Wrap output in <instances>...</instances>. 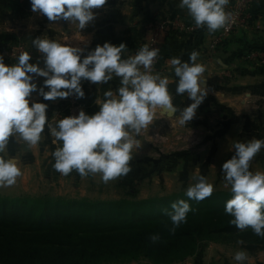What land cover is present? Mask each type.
Here are the masks:
<instances>
[{
    "label": "crops",
    "instance_id": "0c3cea01",
    "mask_svg": "<svg viewBox=\"0 0 264 264\" xmlns=\"http://www.w3.org/2000/svg\"><path fill=\"white\" fill-rule=\"evenodd\" d=\"M245 1L244 7L255 15L254 19L247 28L228 34V38L211 53L208 51L210 33L206 27L196 28L194 32L182 28L162 37L161 57L165 67L162 77L169 79L168 90L178 111L169 118L161 116L157 109L153 123L135 137L141 146L133 150L131 171L126 176L103 184L98 174L82 177L75 170L67 176L56 172L52 168V152L60 143L54 142L46 125L37 145L29 146L23 140L10 137L5 153L0 154L15 159L20 167L22 175L17 178V185L23 186L19 182L28 179L47 182L64 179L76 184L98 181L101 182L99 187L115 188L120 198L135 199L143 189L146 194L138 198L142 200L185 195L186 189L195 183L194 177L203 175L213 185L212 193L230 192L221 165L234 154L233 144L264 139V0ZM94 12V21L80 30L75 22H53L33 12L30 0H0V37L9 38L15 52L9 56L2 47L0 55L6 64H13L21 52H29L30 63L39 58V66L43 67L42 57L32 46V40L40 37L84 48V54L106 41L114 45L123 42L127 49L122 58L126 59L145 46L144 22L150 14L164 12L162 14L168 19H177L176 23L179 19L184 23L193 21L187 11L179 7V0H107ZM193 51L198 53L196 62L205 66L203 75L210 91L196 109L195 117L181 127L177 124L179 111L191 101L186 94H176L177 78L171 70L170 59L179 57L183 62H189V54ZM42 80L37 78L38 85ZM118 86L119 78L116 77L107 84L82 81L85 96L78 99L81 107L73 108L71 114H77L80 109L88 114L98 111V102L104 99V92L115 91ZM31 99L48 104L46 114L53 124L64 116L63 111L68 105V98L44 101L33 93ZM250 171L264 172V149L250 162ZM0 196L31 195L18 193L12 196L0 192ZM238 246L221 236L204 243L196 257L187 256L170 264H236L233 256L240 250L247 254L245 264H264V250L249 252L241 244Z\"/></svg>",
    "mask_w": 264,
    "mask_h": 264
},
{
    "label": "clouds",
    "instance_id": "9594fccd",
    "mask_svg": "<svg viewBox=\"0 0 264 264\" xmlns=\"http://www.w3.org/2000/svg\"><path fill=\"white\" fill-rule=\"evenodd\" d=\"M106 3L107 0H30L33 12L53 22H75L80 30L94 21V10ZM228 4L229 0H179V7L187 11L195 26L206 27L210 34L230 22L231 16L225 10ZM32 46L42 57L43 67L39 66V58L30 63L29 52H21L13 64H6L0 55V154L5 153L10 137L29 146L37 145L47 125L54 142L60 143L52 152V168L56 172L67 176L75 170L82 177L98 174L105 184L126 176L131 171L133 150L141 146L135 137L153 123L157 109L161 116L169 118L178 111L168 90V77L153 72L159 49L143 46L125 59L122 53L127 47L123 42L114 45L106 41L87 54L84 48L40 37L32 40ZM197 57L193 51L189 62L179 57L170 59L177 78L175 92L186 94L191 101L179 111L177 124L181 127L195 117L196 109L210 91L203 75L205 66L196 62ZM114 77L119 78V86L115 91L104 92L98 111L92 114L80 109L53 124L46 114L48 104L31 99L33 93L44 101L69 96L80 99L85 96L82 81L107 84ZM37 78H43L39 85ZM262 149L264 139L235 142L234 154L221 165L232 194L224 208L232 217L230 223L240 230L251 228L260 237H264V172L250 171V162ZM21 175L15 159L0 155V188L13 186ZM194 179L185 195L196 201L211 196L213 185L203 175ZM191 210L183 199L171 204V211L167 212L172 225L170 233L186 223ZM233 259L236 264H245L247 254L236 251Z\"/></svg>",
    "mask_w": 264,
    "mask_h": 264
},
{
    "label": "trees",
    "instance_id": "16d2710c",
    "mask_svg": "<svg viewBox=\"0 0 264 264\" xmlns=\"http://www.w3.org/2000/svg\"><path fill=\"white\" fill-rule=\"evenodd\" d=\"M8 40L1 36L0 48ZM231 195L216 192L201 201L177 194L99 202L0 196V264H113L140 258L170 264L196 257L204 243L231 235L243 237L241 246L249 252L264 250V237L230 223L224 208ZM179 199L192 210L186 223L170 233L167 212Z\"/></svg>",
    "mask_w": 264,
    "mask_h": 264
},
{
    "label": "rangeland",
    "instance_id": "374dc122",
    "mask_svg": "<svg viewBox=\"0 0 264 264\" xmlns=\"http://www.w3.org/2000/svg\"><path fill=\"white\" fill-rule=\"evenodd\" d=\"M238 3H239V0H229L228 7L225 8L226 12L231 14V12L237 8ZM245 3H246V1L244 0L242 2V5L245 6ZM162 13H164V12H158L156 14H150L148 16V19L144 22V29H145V27H147V23L149 21V18L151 16L152 17L155 16L158 19V21L165 22L166 26L168 28H170L167 31V34L171 33L172 31H178L179 29H182V28H183V30L188 31V32H194L195 31V30L190 31L189 29H186V26H185L186 24H194L193 21H189V22L184 23V20L179 19L176 23L175 21L177 19L176 20H170L167 18V16L165 14H162ZM249 14L251 15L249 19H251V22H252V19H254L255 15L251 12H249ZM248 26L249 25H247L243 28H238V29H244V28H247ZM238 29H236V30H238ZM212 34L213 33L210 34L209 43H210ZM164 35H166V34H164ZM146 40H147V35L145 37V42H146ZM162 42H163V40H161V42H160L161 43V49H162ZM4 49H5V52L9 56H10V54H12L11 51L13 49H12V46H11V43L9 42V40L5 44ZM160 55H161V53H160ZM162 62H163V60H162ZM164 68L165 67L163 65V67H160V69H159V74L161 76H162V72H163ZM100 183L101 182L96 181L95 184H90V182H88V181H83V182H79L76 184L73 180H64V179L51 181V182H47V181H43V180L42 181H39V180L31 181L28 179V180H25L24 183L19 182V184H23V186L17 185V183H15L11 187L0 188V192H5V194H10L12 196L17 195L18 193L19 194L26 193V194L31 195V196H28V198H40V199L48 198L51 200H57L58 199V200H63V201L73 200V199H77V200L78 199H85V200H90L93 202L113 201V199H116L120 196V194L119 195L117 194V192H116L117 190L115 188L109 187L108 189H106V188H104V187H106V185L99 187ZM111 186H112V182H111ZM21 191H23V192L21 193ZM142 194H146V191L143 189L140 191V193H137V196L135 199H137V200H138V198L140 199ZM8 197H11V196H8ZM17 197L18 196L11 197V198H17ZM19 197H21V196H19ZM126 198L127 197H121L120 199H126ZM120 199H118V200H120ZM229 240L236 243L237 246L238 245L240 246V244H241V243H238V241H242V240L244 241L243 237L237 238L236 236L233 237V235H231V237H229ZM142 261H147L149 263H152L151 260L143 259V258L128 261V262H123V263H128V264L131 262H138L139 263ZM178 262H180V261H178ZM113 264H119V263H113Z\"/></svg>",
    "mask_w": 264,
    "mask_h": 264
},
{
    "label": "built area",
    "instance_id": "2783aa9c",
    "mask_svg": "<svg viewBox=\"0 0 264 264\" xmlns=\"http://www.w3.org/2000/svg\"><path fill=\"white\" fill-rule=\"evenodd\" d=\"M244 0H239L238 6L236 9H234L230 16L231 20L226 25V27L221 28L217 31H215L212 36L211 40L208 46V51L213 52L220 44H222L225 39L227 38L228 34L233 32L234 30L238 28H243L250 24L251 19L250 14L246 11V8L242 5V2ZM186 29H189L190 31L196 30L195 24H186ZM172 28V27H171ZM170 28H168L163 21H158V19L155 16H151L149 18V21L147 23L146 32H147V40L145 42V46L151 48H158L159 49V55L153 65V72L159 73L160 67H163L162 58H161V40L164 34H167V31ZM13 49V48H12ZM13 55H15L14 49L11 51ZM161 71V70H160ZM81 107V103L79 100L74 96L68 97V105L65 108V112H68L70 115L73 108H79Z\"/></svg>",
    "mask_w": 264,
    "mask_h": 264
}]
</instances>
